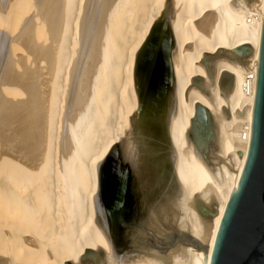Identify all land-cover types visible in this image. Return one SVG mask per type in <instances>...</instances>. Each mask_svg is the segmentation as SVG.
<instances>
[{"label": "bare ground", "instance_id": "bare-ground-1", "mask_svg": "<svg viewBox=\"0 0 264 264\" xmlns=\"http://www.w3.org/2000/svg\"><path fill=\"white\" fill-rule=\"evenodd\" d=\"M165 3L0 0V264L110 251L94 221L96 166L130 126L136 55ZM178 5L175 172L188 197L209 182L222 200L214 246L248 156L264 0Z\"/></svg>", "mask_w": 264, "mask_h": 264}, {"label": "water", "instance_id": "water-1", "mask_svg": "<svg viewBox=\"0 0 264 264\" xmlns=\"http://www.w3.org/2000/svg\"><path fill=\"white\" fill-rule=\"evenodd\" d=\"M173 1L166 0L137 52L130 126L96 166L94 221L110 251L86 248L63 264H192L211 248L208 264H264V6L248 156L212 246L224 204L209 182L188 197L175 172L171 20L182 1Z\"/></svg>", "mask_w": 264, "mask_h": 264}, {"label": "built area", "instance_id": "built-area-1", "mask_svg": "<svg viewBox=\"0 0 264 264\" xmlns=\"http://www.w3.org/2000/svg\"><path fill=\"white\" fill-rule=\"evenodd\" d=\"M250 77V76H249ZM250 80L252 79V78H249ZM245 139V134H243V140Z\"/></svg>", "mask_w": 264, "mask_h": 264}]
</instances>
